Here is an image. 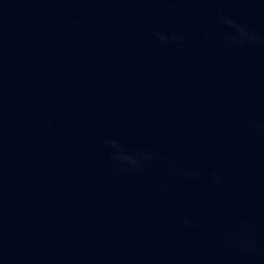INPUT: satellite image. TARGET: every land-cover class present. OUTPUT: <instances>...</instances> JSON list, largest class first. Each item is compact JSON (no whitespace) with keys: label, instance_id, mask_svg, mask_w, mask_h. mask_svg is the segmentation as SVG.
<instances>
[{"label":"water","instance_id":"water-1","mask_svg":"<svg viewBox=\"0 0 264 264\" xmlns=\"http://www.w3.org/2000/svg\"><path fill=\"white\" fill-rule=\"evenodd\" d=\"M0 264H264V0H0Z\"/></svg>","mask_w":264,"mask_h":264}]
</instances>
